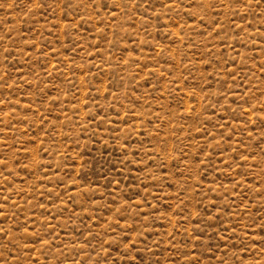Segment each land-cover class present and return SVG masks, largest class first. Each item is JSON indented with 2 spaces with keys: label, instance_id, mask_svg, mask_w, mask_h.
I'll use <instances>...</instances> for the list:
<instances>
[{
  "label": "rangeland",
  "instance_id": "rangeland-1",
  "mask_svg": "<svg viewBox=\"0 0 264 264\" xmlns=\"http://www.w3.org/2000/svg\"><path fill=\"white\" fill-rule=\"evenodd\" d=\"M0 264H264V0H0Z\"/></svg>",
  "mask_w": 264,
  "mask_h": 264
}]
</instances>
